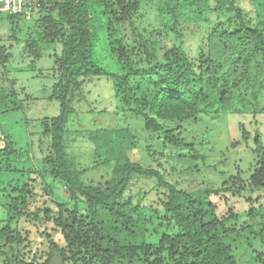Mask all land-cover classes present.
Wrapping results in <instances>:
<instances>
[{
    "label": "trees",
    "instance_id": "16d2710c",
    "mask_svg": "<svg viewBox=\"0 0 264 264\" xmlns=\"http://www.w3.org/2000/svg\"><path fill=\"white\" fill-rule=\"evenodd\" d=\"M94 1L39 2L38 39L62 46L55 58L57 82L50 96L60 103V113L41 121L42 136L50 143L40 158V168L22 166V157L30 159L33 152L19 149L0 127L6 141L0 148V207L4 210L0 264H136L143 257L145 264H239L230 239L238 240L239 231L251 226L237 230L239 214L220 218L211 196H236L247 187L264 192V148L259 133L253 152L258 160L253 161V172L246 180L240 177L234 185L225 182L219 189L191 192L167 181L158 169L128 158L127 153L138 147V137L130 127L87 132L96 163L112 165V175L103 183H86L83 172L69 159L66 134L75 100L87 98V86L93 80L106 78L120 109L137 117L143 132L163 148L184 151L185 162L200 175L199 161L205 162L207 156L200 154V144L191 134V124L197 123L200 111L219 104L220 111L237 112L241 109L236 105H246L248 97L258 102L264 94V12L258 0H251L257 7L253 18L237 0H158V25L149 31L170 35L169 47L151 39L147 28L135 26L134 16L143 0ZM3 17L10 25L25 20ZM187 37L198 41L195 58L186 54ZM25 45L35 54L36 41ZM11 58V54L2 56L5 73ZM16 108L5 107L0 115ZM256 109V115L264 112L258 105ZM242 133L249 141L248 134ZM39 178L49 194H53L49 179L61 182L68 193L66 198L55 196L54 209L32 212ZM140 179L156 180L167 191L161 215H157L160 228L166 230L157 244L148 238L152 220L143 191L134 193V180ZM246 216L256 217L257 209ZM22 219L51 222L59 232V243L48 236L45 259L30 261L25 256L27 240L19 230ZM260 243L264 247V233Z\"/></svg>",
    "mask_w": 264,
    "mask_h": 264
},
{
    "label": "rangeland",
    "instance_id": "374dc122",
    "mask_svg": "<svg viewBox=\"0 0 264 264\" xmlns=\"http://www.w3.org/2000/svg\"><path fill=\"white\" fill-rule=\"evenodd\" d=\"M102 1L95 0L94 2L101 4ZM143 1V6L134 16L135 26L139 29L147 28L151 39L160 40L162 45L167 46V41L171 39V36H164L166 31L163 36H160L157 31H149L154 28L153 25H158L159 17L156 6L158 0H152L151 4L147 3V0ZM237 1L252 18L256 17L255 3L251 0ZM258 2L257 4L264 12V0H258ZM39 15L41 14L12 25L4 17L0 20V64L2 56L7 54L12 56L6 63L7 73L0 65V93L3 92L5 95L8 93L10 96L4 98L2 97L4 94H0V111H4L5 107L17 105L16 109L0 115V127L11 136L19 149L22 148L24 151L30 149L33 152L30 159H27L25 155L22 157L20 160L22 166L37 168L42 165L40 158L43 157L50 143L49 138L42 136L41 121L55 118L60 113V103L51 100L50 96L57 82L54 74L55 58L62 51L60 43L45 44L38 39L35 24L39 21ZM125 27L131 37V29L128 25ZM27 41L29 44L37 42L35 54L39 57L29 52V48L25 45ZM197 44L198 41L195 38H185L186 54L190 58L197 56ZM1 48L4 49L3 53ZM109 82L106 78H101L88 84L87 98L83 101L75 100L74 113L70 116L67 125L68 156L75 168L83 172L82 178L86 183H103L112 175V165L105 166L101 162L96 163L95 149H93L92 141L87 137V132L114 127H130L138 137V147L127 153L131 161L141 162L145 167L158 169L167 181L177 183L178 187L185 191L191 192L208 187L219 189L225 182L234 185L238 178L242 177L246 180L252 174L253 161L258 160L253 153L258 147L255 138L257 133L260 134L264 148V112L257 115L254 113L258 111L257 105L264 108V94L259 97L258 102L248 97L249 103L246 105L240 103V106H235L241 109L237 112L220 111L219 104L214 107L205 106L200 111L197 123L191 124V134L193 138L196 137V143L200 144V154L207 158L205 162L200 159V175H196L190 165L185 162L182 156L184 151L180 152L171 147L163 148L154 137H149L143 132V127L136 119L137 117L120 109ZM12 92L16 95L14 96ZM241 125H243L242 128ZM78 130L81 131L80 134L75 133ZM242 131L248 134L249 141L243 139ZM85 132L86 135H81ZM4 141L5 136L0 131V148L3 147ZM235 143L237 144L233 145ZM115 163L113 161V164ZM48 181L53 194L46 191V184L39 178L36 184V199L31 206L32 212L45 207L54 209L55 196L67 197L68 191L61 182H53L51 179ZM237 185L239 184H236V187ZM139 191H143L148 214L152 220L148 238L152 244H157L166 230V228H160L157 215H161L167 191L158 187L156 180H134V193ZM211 200L216 205L220 218L239 214L240 221L236 224L237 230L251 226V229L239 231L238 240L234 237L230 239L234 244L231 250L238 263L264 264V247L260 243V236L264 233V192L247 187L244 193L236 196L221 193L218 196L212 195ZM252 208L257 209V216L248 218L246 215ZM3 216L4 210L0 207V219ZM19 230L27 240L24 245V254L30 261L33 257L45 259L49 250L48 236L58 243L61 240L54 224L48 221L37 223L22 219ZM143 258L144 260L141 259L142 261H137L136 264H145V257ZM118 264L129 263L119 262Z\"/></svg>",
    "mask_w": 264,
    "mask_h": 264
},
{
    "label": "built area",
    "instance_id": "2783aa9c",
    "mask_svg": "<svg viewBox=\"0 0 264 264\" xmlns=\"http://www.w3.org/2000/svg\"><path fill=\"white\" fill-rule=\"evenodd\" d=\"M40 0H0V20L4 15L30 20L40 10Z\"/></svg>",
    "mask_w": 264,
    "mask_h": 264
}]
</instances>
